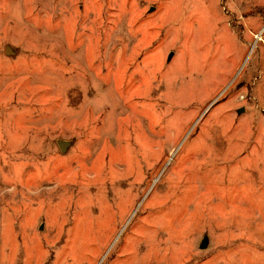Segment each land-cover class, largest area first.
Masks as SVG:
<instances>
[{"label": "rangeland", "instance_id": "374dc122", "mask_svg": "<svg viewBox=\"0 0 264 264\" xmlns=\"http://www.w3.org/2000/svg\"><path fill=\"white\" fill-rule=\"evenodd\" d=\"M0 264H264V0H0Z\"/></svg>", "mask_w": 264, "mask_h": 264}, {"label": "water", "instance_id": "95a60500", "mask_svg": "<svg viewBox=\"0 0 264 264\" xmlns=\"http://www.w3.org/2000/svg\"><path fill=\"white\" fill-rule=\"evenodd\" d=\"M57 145H58V147H59L60 149H62V144H61L60 141L57 142ZM204 246H205V239L203 238V239L201 240L200 244H199V247H200V248H203Z\"/></svg>", "mask_w": 264, "mask_h": 264}]
</instances>
